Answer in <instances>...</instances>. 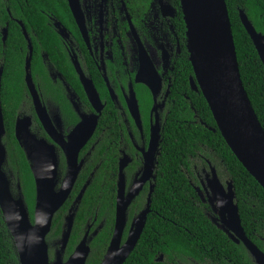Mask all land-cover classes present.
I'll return each mask as SVG.
<instances>
[{"label": "trees", "instance_id": "obj_1", "mask_svg": "<svg viewBox=\"0 0 264 264\" xmlns=\"http://www.w3.org/2000/svg\"><path fill=\"white\" fill-rule=\"evenodd\" d=\"M169 2L177 10L172 25L179 43L172 36L174 56L168 113L164 118L157 156L151 213L143 236L125 264H255L244 244L224 230L218 213L207 200H202L199 191L204 193L202 185L211 175L212 168L225 187L232 183L245 234L264 253V188L227 145L203 94L192 89L190 79L194 77V69L181 2ZM226 3L243 85L264 129V65L240 18L243 11L255 29L264 34V0H226ZM50 17L68 27L75 25L66 0H0V68L4 69L0 101L6 121V137L14 143L13 124L17 110L29 101L25 66L30 55L28 41L16 20L23 22L32 43L31 72L34 76L44 73L46 63H49L42 56L44 53L56 68L64 67L65 70L70 67L67 56L61 53L62 41L51 25ZM5 29L7 39L4 42ZM68 71L71 77L72 68ZM119 125L124 127L116 113L107 106L91 142L94 149L78 177L74 194L54 217L47 237L51 262L60 249L69 205L73 204L86 183L85 179L95 168L97 170L81 204L74 209V227L63 259L66 261L73 254L88 225L95 220L103 228L89 243L91 252L87 264H101L107 253L115 228L116 181L105 180L108 176L105 169H113L112 158L118 145L128 141L125 127L121 137ZM105 151L108 161L103 166ZM9 163L17 169L13 185H21L33 222L36 187L30 163L21 149L10 153ZM147 193L131 207L130 220L145 209ZM0 264H20L1 209Z\"/></svg>", "mask_w": 264, "mask_h": 264}, {"label": "water", "instance_id": "obj_2", "mask_svg": "<svg viewBox=\"0 0 264 264\" xmlns=\"http://www.w3.org/2000/svg\"><path fill=\"white\" fill-rule=\"evenodd\" d=\"M180 2L187 28L190 60L194 69V77L190 79L191 87L194 91L203 94L227 145L244 168L264 188V129L243 85L226 0H180ZM71 8L78 19L79 9L73 0H71ZM166 12H168L167 9ZM169 14H172L171 16L174 15L172 9H169ZM240 18L264 65V34L259 33L255 29L243 11L240 12ZM23 31L29 41L30 47V55L25 67L27 84L34 97L38 115L47 134L55 143L62 144L58 139L60 134L52 131V124L46 109L42 107L38 94L35 91L30 73L33 47L25 28H23ZM6 34L7 31H5L4 40H6ZM193 48L195 51H193ZM140 57L142 63L149 62L151 64L150 58L142 46H140ZM151 71L153 72V76L146 75L147 79L141 76L143 74L140 73L137 82L147 83L155 96L157 90L160 88L161 78L153 65ZM2 74L3 69L1 68L0 87ZM85 83L89 85V82L85 81ZM91 95L92 101L100 105V99L96 91L95 93L92 92ZM132 99L136 106L133 104V107L132 102H130L131 112L138 120L140 115L136 104L137 101L135 97ZM102 108V105H100L98 111H101ZM97 125L98 116L84 118L83 122L70 135L68 143L61 145L67 156L68 173L59 191L56 190L58 157L55 147L44 139H35L29 133L28 127H30V123L27 124L25 132L21 133L18 128L17 134L18 137L21 136L19 139L22 140V145L28 154L35 180L36 201L34 218L37 210L47 212L50 217L47 226L40 229L42 242L36 247L25 250L22 254L17 252L20 264H87L91 252L89 246L90 238L87 234L66 261H64L63 256L68 247L74 227V208L82 200L88 185L81 191L74 207L66 217L60 249L56 252L54 262L50 260L47 237L51 233L55 215L69 199L78 179L83 166V161L79 162L80 152L94 135ZM3 133L4 123L0 109V144ZM160 141L161 135L159 129L153 128L142 177L131 188L126 198L124 196V177L121 176L115 229L107 253L101 264H105L106 260L108 264H125L134 252L146 229L148 214L151 211V196L155 188L153 184H151L150 188L147 209L134 221L128 240L122 245L126 227V211L130 202L139 194L144 184L154 176L156 154L159 150ZM4 161L5 151L0 146V206H2L0 209L2 213L7 212L9 217L14 210H19L23 215V222L20 223L18 230L26 232L33 226V222L31 221V216L23 196L20 195L15 198L11 193L10 182L2 172ZM206 182L203 187L207 200L212 208L217 211L221 226L235 240L244 244L256 264H264V253L245 234L239 208L235 203L236 196L233 184L229 183L225 187L219 180L214 168L211 169V175L208 176ZM199 195L205 200L201 191H199ZM6 225L13 238L7 222ZM77 253L82 254V256L78 259H72Z\"/></svg>", "mask_w": 264, "mask_h": 264}, {"label": "flooded vegetation", "instance_id": "obj_3", "mask_svg": "<svg viewBox=\"0 0 264 264\" xmlns=\"http://www.w3.org/2000/svg\"><path fill=\"white\" fill-rule=\"evenodd\" d=\"M66 2L75 25H70V27H68L56 18L50 17L49 19H51V25H53L61 38V53L67 56L69 65L72 68V75L71 77L68 75V69L70 67L65 68V70L64 67L59 69L56 68L47 54L44 53L42 56L46 58L49 63H46L47 67H45V72L37 74L36 76L32 74L30 67L32 82L40 103L42 107L46 109L47 115L51 121V129L57 134H60L58 139L62 144L68 143L70 135L83 122L84 118L95 115L98 116L96 131L80 152L79 162L83 161L80 173L85 167L87 158L91 156L92 150L94 149L91 142L97 133L100 121L107 106L111 107L118 118H120L121 124L125 127L128 141L126 144H122L121 142V145H118V151L114 153L112 158L113 169L108 171L105 169V173L108 174L105 180L109 179L111 181H116L115 211L117 212L121 176L124 177V196L126 198L131 188L142 177L146 154L149 150L151 140V131L153 128H158L161 135L164 118L168 113L167 110L172 87L170 72L172 71V60L174 56V51L171 47V41L173 40L172 36H174L175 42L179 43L172 25V20L176 17L177 10L169 0H150V2L149 0H73L79 9V16L77 19L71 8V0H66ZM166 9L168 12H166ZM169 9H172L173 16L169 14ZM16 21L22 29L25 28L22 21ZM5 31H7V29L4 30V37ZM23 34L28 41L24 31ZM5 41L6 40H4V42ZM140 46H142L148 54L151 64L155 67L161 78L160 88L157 90L155 96L147 83L137 82L140 73L143 74L141 76H144L146 79V75L153 76V72L151 71L152 65L149 62H141ZM154 46L159 47V51L156 52L157 59L154 57L151 49ZM1 68L3 69V67ZM85 81L89 82V85H87ZM25 83L29 93V101H25L17 110L13 124L15 143L6 137V121L0 101V109L2 111L4 123V133L1 136L0 146H2L5 151V161L2 165V172L7 176L10 182L11 193L15 198L20 195L23 196V193L20 184L16 186L13 185L18 172L17 169L9 163L10 153L21 149L29 161L28 154L22 145V140L19 139L21 136L18 137V128L21 133L25 132L27 130V124L30 123V127H28L29 133L35 139H44L47 143L55 147L58 157L57 191L61 189L68 173V160L61 147L62 144L55 143L47 134L38 115L34 97L26 81V70ZM95 91L100 99V105L103 107L101 111H98L100 105H97L91 99V93H95ZM133 97H135L137 101L136 104L140 115L138 120L131 112L130 102H132V105H135L132 99ZM108 127L109 126L103 128V130ZM124 127L119 125L118 128L121 137L124 132ZM158 152L156 154V165ZM107 161V151H105L103 153V166H106ZM96 170L97 168L94 169L88 179H85L86 183L82 185L73 204L69 205L68 212L74 207L84 187L88 185L87 189L89 188ZM207 178L208 176L205 179V184L207 183ZM155 180L156 168L154 176L144 184L139 194L130 202L126 211V227L122 245L128 240L134 221L147 209L151 184L154 185ZM75 185L69 199L62 208L66 207L72 198ZM146 191H148V193L145 209L130 220L129 215L132 213L131 207ZM202 194L205 200H207L205 191L204 193L202 192ZM142 198L143 197H141V199ZM82 200L76 206L80 205ZM213 211L217 212L214 209ZM102 228V225H97L95 220L93 224L88 225L85 235L87 234L91 241L98 235ZM162 259L163 257L159 260L161 261ZM54 260L52 262H54Z\"/></svg>", "mask_w": 264, "mask_h": 264}, {"label": "clouds", "instance_id": "obj_4", "mask_svg": "<svg viewBox=\"0 0 264 264\" xmlns=\"http://www.w3.org/2000/svg\"><path fill=\"white\" fill-rule=\"evenodd\" d=\"M2 216L11 229L15 249L18 253L21 254L25 250L36 247L42 242L40 229L45 228L50 219L47 212L37 210L35 218L33 220V226H31L26 232H20L18 229L20 223L23 222V215L19 210H14L10 217L8 216L7 212L2 213ZM81 256L82 254L77 253L72 257V259H78ZM105 264H108L107 260L105 261Z\"/></svg>", "mask_w": 264, "mask_h": 264}, {"label": "rangeland", "instance_id": "obj_5", "mask_svg": "<svg viewBox=\"0 0 264 264\" xmlns=\"http://www.w3.org/2000/svg\"><path fill=\"white\" fill-rule=\"evenodd\" d=\"M151 49H152V53H153L154 57L157 59V57H156V52L159 51V47H158V46H154V47H152ZM159 59H160V58H159Z\"/></svg>", "mask_w": 264, "mask_h": 264}, {"label": "bare ground", "instance_id": "obj_6", "mask_svg": "<svg viewBox=\"0 0 264 264\" xmlns=\"http://www.w3.org/2000/svg\"><path fill=\"white\" fill-rule=\"evenodd\" d=\"M193 51H195V49L193 48Z\"/></svg>", "mask_w": 264, "mask_h": 264}]
</instances>
